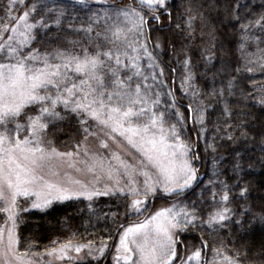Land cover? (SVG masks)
I'll list each match as a JSON object with an SVG mask.
<instances>
[{
	"label": "snow or ice",
	"instance_id": "6c2138e0",
	"mask_svg": "<svg viewBox=\"0 0 264 264\" xmlns=\"http://www.w3.org/2000/svg\"><path fill=\"white\" fill-rule=\"evenodd\" d=\"M98 2L106 7L91 11L87 21H82L78 27L74 26V21L79 17L73 16L66 29L64 8L48 9L45 5L38 7L36 3L29 7L25 0H7L3 6L0 16V204L3 206L0 212L6 214V220L0 225V253L11 255L4 264H62L83 260L84 256L80 254L85 249L88 256L99 259L109 247L103 240L96 247L91 240L80 243L69 239L43 252L31 251L32 244L19 252L17 229L24 223L21 213L30 209L43 210L53 201L73 197L91 201L94 197L119 195L125 198L123 206L127 217L142 213L148 206V198L160 193L177 197V202L160 208L140 222L127 227L119 225L114 264H177V261L179 264H264V252L260 259L248 260L247 249L243 254L236 250L234 255H228L223 242L212 250L214 258L211 261L203 259V250L208 247L206 242L186 256L181 255L180 246L184 241L180 234L204 225L209 229L222 228L229 221L231 210L221 207L211 211L207 219H202L194 203L187 205L180 200L184 190L196 179L197 170L189 159L194 145L182 139L185 117L178 107L179 101L170 91L171 103L165 111L158 110L160 93H153V85L146 83L148 77L143 75L141 65L142 58L147 57L148 67L156 66L148 48L150 37L146 29L151 30L152 21H160L168 8V0H129L126 4L122 0ZM78 3L83 5L85 0H78ZM20 6L25 9L22 13ZM40 8H45L48 16L41 14L40 19L30 22L33 13H39ZM53 11L56 13L54 18L50 16ZM192 11V8L186 9L187 13ZM14 12L17 15H13ZM168 15L171 17L170 12ZM49 18L58 29L49 42L62 39L60 30L75 34L79 39L56 44L50 50L31 47L41 38L42 31L46 30L44 35L52 32ZM200 18L203 19L202 15ZM196 19L197 16L188 15L189 29ZM252 23L241 25L242 30H249ZM254 23L264 28V14ZM176 27L179 29L181 25ZM186 38L193 39V33L188 32ZM255 39L259 40L258 37ZM154 46L161 47L159 39ZM259 51V67L264 70V50ZM202 59L205 62L203 76L212 84L206 94L209 103L205 106L201 100L196 109L188 106L190 113H198L195 117L190 115L189 119L200 125L205 122V108L212 107L213 101L222 104L223 114L231 118L233 107L228 97L236 95L237 76L233 72H240L239 68L229 71L227 64L216 69L212 54H202ZM252 63L256 62L248 61V64ZM183 65V90L187 93L191 88L194 97L204 95L192 83L195 73L191 58H185ZM246 67L249 72L253 70ZM160 74L163 75L162 70ZM152 79L156 81L157 78L153 75ZM158 83L163 84L162 81ZM243 95L247 99L251 94ZM258 102L264 105V95ZM33 110L34 115H26ZM241 114L247 113L241 110ZM172 116L175 122L168 124ZM71 119L78 122L84 139L77 144L75 152H60L53 146V141L47 139V133L50 128ZM93 121L96 130H92ZM242 126L243 121L236 125L237 128ZM101 135L103 139H100ZM117 135L139 153L141 159L136 160L133 156L131 163L125 159ZM241 135L246 137L247 133ZM89 137L99 139L100 149H109L108 141L111 140L117 150L110 152V158L91 152L84 146ZM228 139L234 137L229 135ZM82 146L85 159L81 161ZM54 157L67 159L70 167L83 164V171L91 174L92 179L88 183L70 180L72 186L51 179L59 174L50 170L45 175L44 169L46 162ZM193 159L198 157L193 156ZM20 198L25 202L31 200L28 208L22 207ZM221 199L229 200L227 191ZM261 220L264 222V216ZM71 252L77 255H70ZM45 257L50 259L45 261Z\"/></svg>",
	"mask_w": 264,
	"mask_h": 264
},
{
	"label": "trees",
	"instance_id": "16d2710c",
	"mask_svg": "<svg viewBox=\"0 0 264 264\" xmlns=\"http://www.w3.org/2000/svg\"><path fill=\"white\" fill-rule=\"evenodd\" d=\"M6 3L7 0H0V16L3 15L2 10ZM212 3L219 7L216 8L215 13H212ZM188 8H192L193 11L187 13ZM169 12L171 17L168 15ZM262 14H264V0H168V8L161 15L160 21H152L151 30L146 29L147 33L159 36L162 49L157 50L154 46H150V43L148 48L163 71L162 77L170 85L171 92L179 101L178 106L184 114L186 129L189 135L190 133L194 135L198 159L201 160L203 156L202 146L204 155L207 156L204 164L207 171L200 182H204L207 193L211 190L215 192V196L213 194L207 200L204 191H199L200 198L196 197L198 192L197 195L192 196L196 201L191 203L195 204L197 213L202 219H207L211 211L219 209L217 206L221 203L220 207L229 208L230 219L225 222L222 229H225L227 242L232 252L235 254V251L239 250L243 254L247 249L248 260L253 258L258 260L260 254L264 252V222L261 220L264 216V105L258 102L264 95V74L253 75L246 68L244 51L246 31L242 30L241 25L252 21L251 27L255 26L254 21ZM188 15L197 16L200 25L196 27L192 25L189 29L186 23ZM201 15L203 19L200 18ZM177 24L181 25L179 29L176 27ZM256 26L264 31L261 26ZM188 32L193 33V39L186 38ZM202 54L214 55L215 59L212 63L218 62L223 57L230 71L240 69L239 73L233 72L237 76L236 95L228 98L233 107L231 118L223 114L222 104L213 107L207 113L206 123L212 124L215 132L219 129L215 134L207 135L211 137L206 139L207 149L201 140V132H197L195 125L190 123L191 113L188 110L189 105L192 109H196L203 97H194L189 91L186 93L180 82L185 76L183 60L190 57L193 63L192 70L195 73L193 82H196L200 89L206 87L204 80H201L205 70ZM174 77L176 78L172 83ZM243 93L251 95L245 99ZM170 98L172 99L171 96ZM241 110L247 114L242 115ZM192 114L195 116L196 113ZM211 120L213 121L210 122ZM241 121L243 126L237 128L236 125ZM60 125L67 129L71 126L65 122ZM242 132H246L247 136H242ZM197 133L200 135L198 136ZM183 134L182 132L184 138ZM229 135L234 139L229 140ZM209 144L213 147L209 148ZM210 153L213 154L208 159L207 154ZM237 164L238 168L235 167ZM204 166L201 168L202 172H204ZM195 189L184 194L188 195ZM242 190H246L243 195H241ZM226 191L229 200L223 201L221 198ZM83 202L76 203L73 199H68L53 203L44 210L30 209L26 213H21L24 223L20 224L18 229L19 250H27L31 241L35 244L32 249H41L48 244V241L57 238L63 223L67 221L74 223V232L78 234L89 232L109 236L113 235L118 224L126 221L123 218L117 223V218H120V212L117 209L115 212L111 210V207L99 204L96 209H91ZM109 202L112 204L115 200L111 199ZM191 203L188 204L191 205ZM203 204L206 205L201 210ZM47 221L50 224H46ZM236 221L240 223L237 224ZM34 229L35 235L32 234ZM209 230L211 229L207 225L197 227L195 230H189L185 237L193 242L201 237L199 239L208 244ZM34 238L37 239L34 240ZM254 248L258 249V253L254 252ZM106 258L99 264L107 263ZM80 264H98V262L88 260Z\"/></svg>",
	"mask_w": 264,
	"mask_h": 264
},
{
	"label": "rangeland",
	"instance_id": "374dc122",
	"mask_svg": "<svg viewBox=\"0 0 264 264\" xmlns=\"http://www.w3.org/2000/svg\"><path fill=\"white\" fill-rule=\"evenodd\" d=\"M122 2L126 4L129 2V0H122ZM33 3H36L38 7L40 5H45L46 8H48V9L64 8L65 12H66V16H65V20H64V28L65 29L67 28L68 20L71 19L73 16L79 17V19H76L74 21V26L78 27V26H80L82 21H84V22L87 21V16L90 14L91 11L101 10L102 8L106 7V5H104L101 2H98V0H85V4H83V5L78 3V0H25V4L29 7ZM216 8H219V7H217L216 5H214L212 3V13H215ZM220 8H221V6H220ZM23 10H25L24 6H20V9H19L20 13H22ZM41 14L48 16V14L46 13V9L40 8L39 13H33V17L30 19V22H33V20H36V19H40ZM13 15H17V13L14 12ZM55 15H56L55 11H53L50 14V16L53 18L55 17ZM199 22L196 19L193 21L192 25L194 27H196L198 24L200 25ZM48 23L52 27V32L48 33L47 35H44V31H46V30L42 31L41 32V38L36 43L32 44L31 47H33V48L39 47L41 51H44L45 49L50 50L52 47H55L56 44H65L66 41H68V40L79 39V37L76 36L75 34H72L70 32H66L64 30H60L59 35L61 36L62 39L60 41L49 42L50 38L54 34L57 33L58 29H57V26L53 23L51 18L48 19ZM197 30H199V29L197 28ZM199 33H200V31H199ZM148 34L150 36V41L148 43H150V46H154L157 39L159 38V36L152 35L151 33H148ZM245 34H246L245 35V42H244V51H245V58H246L245 64L248 67H251L253 69L250 72L251 74H253V75L264 74V70H262L259 67V60L261 57V52L259 50H264V31L260 30V28L259 27L257 28V26L255 25V26H252L249 29V31L247 30ZM257 37L259 38V40L255 39ZM5 39H6V37H5ZM160 44H161V42H160ZM154 48H155V46H154ZM155 49H157V48H155ZM160 49H162V47L158 48L157 50H160ZM153 57H154L156 66H154L152 68L148 67L149 60L147 59V57L142 58L141 65H142L143 75L148 77V80L146 81V83L149 85H153V88H152L153 93H155V92L160 93V104L158 105V110L165 111L167 104L171 103V100H172L170 98V96L168 95V93L171 91V88H170V85L165 82L164 78L160 74L161 68H160L159 64L156 62V58L154 55H153ZM248 61H255L256 63L248 64ZM218 62H220V64ZM218 62L212 63L215 65L216 69L221 68L222 64H226V60L223 57H221L220 60H218ZM177 68L179 69V62H178ZM213 70H215V69H213ZM153 75L156 76V78H157L156 81H153V79H152ZM209 75H211V74L209 73ZM175 78L176 77H174L172 79V83L174 82ZM182 80H184V79H182ZM182 80H180V82H182ZM201 80H204V83L206 85V87L203 89H200L196 82L192 81V83L196 86L197 89H200L204 93V95H200V97H203L202 100L204 101V105L206 106L209 103V99L207 98L206 94L209 91V89L212 87V84L210 81H207L204 78L203 73H202ZM160 81L163 82L162 85L158 83ZM217 86H219V85H217ZM186 87H187V85H186ZM237 88H236V90H237ZM188 91H189V93H192L191 88H189ZM228 98H231V96ZM200 102L196 108H198L200 106ZM219 105L220 104L213 101L212 107H206L205 108V122L203 125L197 124L194 122L193 119H190V123H192V125H195L197 132L198 131L201 132V128H203V131L201 132V140H202L205 147H206V143H207L206 139L211 138L210 136H207V135H212L213 133L215 134L217 132V131L215 132V129L213 130L212 124L206 123L207 122V119H206L207 113L213 107L219 106ZM178 107H180V106H178ZM180 111L182 112L181 108H180ZM29 114L34 115L35 110L26 113V115H29ZM190 115L195 117L196 115H198V113H196L195 116L192 113ZM213 118H214V116H213ZM212 121L213 120H211L210 122H212ZM173 122H175L174 116L169 118L167 121L168 124H171ZM65 123L71 124L69 129H67V127H62L60 124H58L56 126V128H50L49 129V131L47 133V139L52 140L53 146L56 147L57 150L60 152H68V151L75 152L77 150V144L84 139V133L80 130V126L75 119H71L70 121H65ZM91 123L93 124L92 130H96L94 127L95 122L93 121ZM57 129H59V130H57ZM182 132L184 133L183 134L184 138L182 137V139H184L186 142L194 145L192 152L189 155V159L192 162V166L195 169H198L196 179L192 182V184L188 188H186L184 190V193L189 192L190 190H192L194 188H196V189L188 195H185L184 193H182V195L180 197V200L182 201L183 204L189 205L188 204L189 202L191 203V202L196 201V200H194V198H192V196H194L195 194L197 195V193L199 191H204L205 199H207V200L209 198H211V196L215 192L208 190V193H207V187L205 186L204 182H200L198 187L195 186V187L191 188L195 184V182L197 181V178L200 174H203V176L205 175L207 170H206L204 164L206 162L207 156L204 155V148L202 146V148H201L202 153H203L202 159L201 160L200 159H193V156L198 155L197 149H196L197 146L195 145L196 143L194 142L195 141L194 135H191V133H190L191 136L189 135V132L186 129L185 123L182 127ZM103 138L104 137L101 135L100 139H103ZM117 142L122 146V148L124 150L123 152H121V155L124 156V158L127 159L130 163L133 162V160H132L133 156H135L136 160L141 159L140 154L137 153L134 149L130 148V146H128L126 144V142L123 141V139L120 138L118 135H117ZM108 143L110 145L109 149H100L99 139H97L96 137H89L84 146H86L89 149V151H91V152H99V153L103 154L105 157L110 158V152L116 151L117 148H116V144L113 143L111 140H109ZM84 146H82L80 149L79 160H81V161L85 159V157L83 155V147ZM206 149H207V147H206ZM126 153H130L131 155H126ZM212 154L213 153L207 154L208 159H209V157L212 156ZM69 163H70V161H68L67 159L54 157L50 161L46 162L44 173H45V175H48L50 170L52 172L58 173L59 174L58 176H52L51 179L59 180L60 182L64 183L66 186H72L69 184L70 180H80L83 183H88L92 179L91 174L83 171V164L76 163L75 166L70 167ZM203 166H204V170H203L204 172L201 171L202 170L201 168ZM77 168H80L82 170L78 172L76 170ZM140 179L142 182L143 178L141 177ZM202 179H201V181H202ZM100 187H103V184H101ZM189 188H191V189H189ZM187 189H189V190H187ZM200 193L201 192H199L198 195L196 196L197 198H200V196H199ZM71 199H73L76 203L77 202L80 203V202L84 201L87 204L88 208H91V209H96L99 205H106L107 207H111V210H114L115 212L117 209V211L120 212V218H117V220H116L117 223L123 218H125V220H126V221L122 222V224H121V225H123V227H127L132 223L140 222L146 216L155 213L160 208L170 207L173 203L177 202V197L165 196L163 193H160L155 197H149L148 198V201H147L148 206L145 208V210L142 213H140V214L132 213V214L128 215L127 217H125V215H124L125 208L123 206V204L125 203V198L121 197L119 195L94 197L91 201L85 199L84 197H73ZM111 199H114L115 203H112V204H110V202L108 203V201H110ZM202 199L203 198L201 197V200ZM56 202H59V201H53V203H56ZM20 204L22 205V207L28 208L29 205L31 204V200H28L27 202H25L24 198H20ZM97 204H99V205L97 206ZM191 205H192V203H191ZM205 205L206 204L201 205V210H203ZM220 205H218L217 208H221ZM2 206L3 205L0 204V207H2ZM197 206H199V204H197ZM5 220H6V214L3 212H0V225H3ZM46 224H50V223L47 221ZM119 225L120 224H118L116 226L115 230L113 231V235L110 234V236L107 234H104L106 236L100 235V234L97 235V234H92L89 232L81 235V234L74 232V223L67 221L65 224L63 223L62 229H60L61 231H59L60 233L57 235V238L55 240H53V241H57L58 242L57 244H53L52 243L53 241H48L47 245L45 244L42 248L40 247L41 249H39V250L32 249L31 251L43 252L46 248L58 247L59 243H64V242L68 241L69 239H72L74 242H80V243H88V241L91 240L95 243L96 247H99L101 241L103 240L104 242H106L109 245V247L106 248L104 256H99V253H96V256H99V259H94L92 256H88L87 255V249H85L80 254V255L84 256L83 260H75V261H70V262L64 261V262H62V264H80L81 262H86L88 260H90V261L92 260L96 263L98 262V264H99L106 257H107L106 259L108 262L107 263L103 262L101 264H114L113 257L115 256V245L119 240V235L117 233V228ZM18 229H19V227H18ZM18 229H17V232H18ZM224 230L225 229L218 228V229H211L208 231L207 239H208L209 243L207 244L208 247L203 250V252H204L203 259H205L207 261L213 260L214 253L212 250L216 247H220L221 242H223V245L226 248L227 254L228 255H234V252H232L231 247L229 246V243L227 242V234L225 233ZM32 234H34V235L36 234L35 229L33 230ZM187 234H188V232L180 234V239H182L184 241V244L180 246V252H181V255H184V256H186L189 252L195 250V248L201 246V239H199L201 237H198V240H196V242H193V240L190 241L188 238L185 237V235H187ZM36 239L37 238H34V240H36ZM33 242L34 241H31V244L33 246H35V244ZM6 243H7V233L5 232V244ZM185 245L187 246V248H185ZM16 247H17V250L19 252H24L26 250V249H24V250L20 249L19 250L18 244L16 245ZM254 252L258 253V249L254 248ZM70 255L76 256L77 254L75 252H71ZM7 259H11L10 254L4 255V254L0 253V264H4V261ZM44 259H45V261H47L50 258L45 257ZM55 264H61V262H55ZM177 264H179V261L177 262Z\"/></svg>",
	"mask_w": 264,
	"mask_h": 264
},
{
	"label": "water",
	"instance_id": "95a60500",
	"mask_svg": "<svg viewBox=\"0 0 264 264\" xmlns=\"http://www.w3.org/2000/svg\"><path fill=\"white\" fill-rule=\"evenodd\" d=\"M196 170H198V169H196ZM202 176H203L202 174H200V175L198 176L196 184L199 183V181L201 180ZM196 184H195V185H196ZM120 225H121V224H120Z\"/></svg>",
	"mask_w": 264,
	"mask_h": 264
}]
</instances>
